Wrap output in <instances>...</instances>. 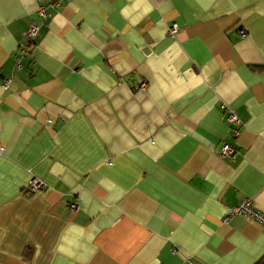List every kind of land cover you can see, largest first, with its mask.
Wrapping results in <instances>:
<instances>
[{
  "label": "crops",
  "instance_id": "1",
  "mask_svg": "<svg viewBox=\"0 0 264 264\" xmlns=\"http://www.w3.org/2000/svg\"><path fill=\"white\" fill-rule=\"evenodd\" d=\"M244 199L264 213V0H0V264H264V228L224 222Z\"/></svg>",
  "mask_w": 264,
  "mask_h": 264
},
{
  "label": "built area",
  "instance_id": "2",
  "mask_svg": "<svg viewBox=\"0 0 264 264\" xmlns=\"http://www.w3.org/2000/svg\"><path fill=\"white\" fill-rule=\"evenodd\" d=\"M51 5L57 6L58 2H54ZM35 14H36V17L38 19L47 18L49 16L47 4L42 3V4L38 5ZM39 28L40 27L38 24L33 23L26 30V32L24 34V37H25L24 41L20 43L19 48H18L19 52H18L17 57H16L18 62L22 58L29 56V54L33 48L34 38L37 36ZM176 31H177V27L175 24H173L170 27H168L167 34L172 37V36H174ZM239 35L241 37L245 36L244 30H239ZM6 85H7V82L4 83L3 88H5ZM143 86H144V83H141L138 85L137 88L141 89V88H143ZM222 109L225 111L227 123L231 126L232 136H236L238 133V128L240 127V121H239L238 117L227 106L222 105ZM219 154H220V156H223V157H231L233 155V149L229 144L223 143L220 147ZM44 188H45V185L43 184V182H41L40 180L35 179V178L31 179L29 181L28 186L26 187V189L32 193L36 192L38 190H42ZM68 209L70 211H75L77 209V204L75 202L70 203L68 206ZM235 215L244 216L248 219H252V220L258 222L262 226V228H264V213L256 210L252 206V203L249 199L241 200L238 204H236L232 208H229L226 212L224 222H227L232 216H235Z\"/></svg>",
  "mask_w": 264,
  "mask_h": 264
}]
</instances>
